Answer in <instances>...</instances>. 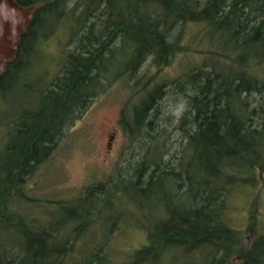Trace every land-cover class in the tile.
Segmentation results:
<instances>
[{"label": "trees", "instance_id": "16d2710c", "mask_svg": "<svg viewBox=\"0 0 264 264\" xmlns=\"http://www.w3.org/2000/svg\"><path fill=\"white\" fill-rule=\"evenodd\" d=\"M13 1L33 11L0 75V102L20 98L0 120V264H264V233L246 247L227 221L264 170V0ZM191 27L195 50L180 41ZM49 42L57 59L36 80ZM180 55L181 74L162 75ZM118 82L127 144L108 177L68 197L26 195L63 130ZM170 92L187 102L176 166L158 122ZM132 230L140 244L114 253L113 234Z\"/></svg>", "mask_w": 264, "mask_h": 264}, {"label": "rangeland", "instance_id": "374dc122", "mask_svg": "<svg viewBox=\"0 0 264 264\" xmlns=\"http://www.w3.org/2000/svg\"><path fill=\"white\" fill-rule=\"evenodd\" d=\"M194 29L191 27L186 30L180 40L182 44L190 43L193 50L200 45L199 35L191 40L197 31ZM222 37L224 38L225 35ZM50 42L46 47L49 55L42 53L35 60L36 80L42 76L41 74L50 70L54 65V59H57L59 44H50ZM204 47L205 43L201 45V48L204 49ZM190 59L196 61L199 57L197 54H191ZM186 61L184 56H178L162 75L168 78L178 77L185 68ZM151 71H153L152 68ZM128 96L129 89L118 82L92 99L89 105L63 130L45 162L37 166L32 181L28 183L30 188L25 190V194L32 198L68 197L83 185L102 181L108 177L117 162L120 151L127 144L118 127V115ZM12 98L0 102V120L18 106L20 98L15 97L14 101H11ZM256 98L252 99L256 100ZM181 104L183 103L180 94L170 92L159 105L158 122L164 127L160 126L161 130L164 129L160 139L165 142L169 153L165 156V160L170 161L172 166L177 165L178 161L175 157H179L181 134L176 130V125L184 112L178 111ZM260 171L262 172L259 173L258 169L256 174L260 179V184L257 186L258 193L252 200L247 196L239 195L229 201L228 224L238 230L240 233L238 240L246 247L256 233H264V170L260 169ZM94 233V236L98 237L99 233L97 231ZM140 238L142 235L137 231L132 230L124 234L116 232L110 239L111 250L124 255L140 244ZM229 264H239V259L235 256Z\"/></svg>", "mask_w": 264, "mask_h": 264}, {"label": "water", "instance_id": "95a60500", "mask_svg": "<svg viewBox=\"0 0 264 264\" xmlns=\"http://www.w3.org/2000/svg\"><path fill=\"white\" fill-rule=\"evenodd\" d=\"M33 7H22L13 0H0V75L14 58L16 46L27 28Z\"/></svg>", "mask_w": 264, "mask_h": 264}, {"label": "clouds", "instance_id": "9594fccd", "mask_svg": "<svg viewBox=\"0 0 264 264\" xmlns=\"http://www.w3.org/2000/svg\"><path fill=\"white\" fill-rule=\"evenodd\" d=\"M186 106H187V102H184L183 104L180 105V108H179V112H183L184 110H186Z\"/></svg>", "mask_w": 264, "mask_h": 264}]
</instances>
